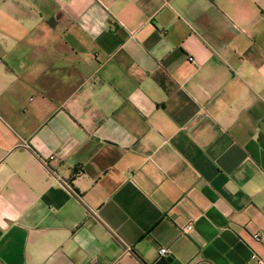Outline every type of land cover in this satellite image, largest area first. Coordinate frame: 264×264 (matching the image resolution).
<instances>
[{
    "label": "crops",
    "instance_id": "0c3cea01",
    "mask_svg": "<svg viewBox=\"0 0 264 264\" xmlns=\"http://www.w3.org/2000/svg\"><path fill=\"white\" fill-rule=\"evenodd\" d=\"M259 259L264 0H0V264Z\"/></svg>",
    "mask_w": 264,
    "mask_h": 264
},
{
    "label": "built area",
    "instance_id": "2783aa9c",
    "mask_svg": "<svg viewBox=\"0 0 264 264\" xmlns=\"http://www.w3.org/2000/svg\"><path fill=\"white\" fill-rule=\"evenodd\" d=\"M49 159H53V157L50 156ZM45 164H47V163L45 162ZM190 229H191V226L188 225V226H186L183 230H184V231H188V230H190ZM253 238H254L256 241H260V239H261L259 233H255V234H253ZM167 254H168V250H167L166 248L162 247V248L159 249V255H161V256H165V255H167ZM254 257H255V256H254ZM257 262H258L259 264H264V260H262V259H259Z\"/></svg>",
    "mask_w": 264,
    "mask_h": 264
},
{
    "label": "trees",
    "instance_id": "16d2710c",
    "mask_svg": "<svg viewBox=\"0 0 264 264\" xmlns=\"http://www.w3.org/2000/svg\"><path fill=\"white\" fill-rule=\"evenodd\" d=\"M160 84L165 88V84L162 81H160Z\"/></svg>",
    "mask_w": 264,
    "mask_h": 264
}]
</instances>
